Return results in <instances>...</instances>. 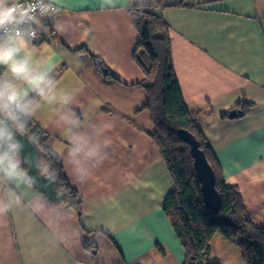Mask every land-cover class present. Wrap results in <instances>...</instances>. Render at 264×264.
<instances>
[{
  "label": "crops",
  "instance_id": "1",
  "mask_svg": "<svg viewBox=\"0 0 264 264\" xmlns=\"http://www.w3.org/2000/svg\"><path fill=\"white\" fill-rule=\"evenodd\" d=\"M152 1L117 0L101 9L100 0H64L57 15L42 18L32 45L52 57L58 89L72 97L60 111L104 145L102 160L78 180L66 163L71 130L58 125L59 106L37 111L34 120L48 131L50 146L63 151L65 174L82 195L80 211L35 186L26 190L19 205L0 213V264H184L185 248L163 208L175 182L151 137L144 71L134 59L139 32L128 11ZM165 3L185 102L201 112L199 127L226 182L241 190L249 217L264 224V0ZM93 55L113 76L96 67ZM242 101L250 104L246 113ZM13 191L0 185V199ZM235 246L216 233L211 259L246 264Z\"/></svg>",
  "mask_w": 264,
  "mask_h": 264
},
{
  "label": "trees",
  "instance_id": "2",
  "mask_svg": "<svg viewBox=\"0 0 264 264\" xmlns=\"http://www.w3.org/2000/svg\"><path fill=\"white\" fill-rule=\"evenodd\" d=\"M166 6L165 0H153L130 5L128 11L139 32L134 59L144 71L141 83L147 91L144 106L154 125L151 137L175 182V189L165 198L163 208L185 248L184 264H220L210 256V241L216 233L242 250L246 264H264V224L249 217L241 190L226 182L222 165L199 127L201 112L189 109L185 102L174 68L170 24L162 12ZM93 60L104 75L113 76L103 59L93 55ZM2 70L0 67V74ZM249 105L244 101L239 103L242 113L247 112ZM223 114L228 115V112ZM180 128H187L196 135L215 169L216 187L222 196L219 211L210 209L204 202L191 147L178 135ZM25 133L55 172L56 188L62 194L58 201L80 211L82 195L69 182L61 156L49 144L48 131L32 118ZM85 246L92 247L89 240L85 241Z\"/></svg>",
  "mask_w": 264,
  "mask_h": 264
},
{
  "label": "clouds",
  "instance_id": "3",
  "mask_svg": "<svg viewBox=\"0 0 264 264\" xmlns=\"http://www.w3.org/2000/svg\"><path fill=\"white\" fill-rule=\"evenodd\" d=\"M64 0H0V185L15 191L0 199V213L21 203V196L32 189L37 177L54 182L50 162L39 155L25 154L29 121L43 105H58V125L71 131L66 163L78 180H83L89 163L99 164L104 145L92 135L79 131V122L60 109L69 108L72 97L58 89L51 56L39 52L32 40L44 27L42 18L57 15ZM117 0H100L101 9L115 6ZM70 111V109H69ZM103 130L95 132L102 136ZM63 155L61 149H53ZM36 176L31 175L32 171Z\"/></svg>",
  "mask_w": 264,
  "mask_h": 264
},
{
  "label": "water",
  "instance_id": "4",
  "mask_svg": "<svg viewBox=\"0 0 264 264\" xmlns=\"http://www.w3.org/2000/svg\"><path fill=\"white\" fill-rule=\"evenodd\" d=\"M238 112L239 110L234 108L230 111V115L234 117ZM177 133L191 147L195 173L200 181L201 191L206 206L214 211H219L221 209L222 196L216 187L215 169L210 163L205 150L201 147L200 141L197 139L196 135L187 128H180ZM25 136L29 137L26 133ZM25 143V154L41 156V150L38 146L34 143H27V141H25ZM30 174L33 176L37 175L34 170ZM34 186L37 187L39 191L46 194L51 200L58 201L62 198V194L56 188L55 178L54 182H52L43 177H37Z\"/></svg>",
  "mask_w": 264,
  "mask_h": 264
},
{
  "label": "rangeland",
  "instance_id": "5",
  "mask_svg": "<svg viewBox=\"0 0 264 264\" xmlns=\"http://www.w3.org/2000/svg\"><path fill=\"white\" fill-rule=\"evenodd\" d=\"M236 247V246H235Z\"/></svg>",
  "mask_w": 264,
  "mask_h": 264
}]
</instances>
